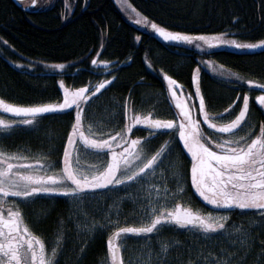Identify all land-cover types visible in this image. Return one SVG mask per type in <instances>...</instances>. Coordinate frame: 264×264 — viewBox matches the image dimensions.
<instances>
[{
  "label": "trees",
  "instance_id": "1",
  "mask_svg": "<svg viewBox=\"0 0 264 264\" xmlns=\"http://www.w3.org/2000/svg\"><path fill=\"white\" fill-rule=\"evenodd\" d=\"M129 1L150 20V25L155 22L171 31L221 32L254 44L264 39V0ZM202 58L213 59L246 78L264 83V51L228 47L200 53L182 43L164 42L154 29L142 30L128 20L114 0H53L34 13L23 11L12 0H0V98L9 103L31 105L61 101L63 87L74 90L103 78H114L108 88L110 93L135 100L139 88L144 86L164 89L165 72L196 88L197 81L193 77L199 66L200 92L212 118L211 114L216 111L212 109L228 107L225 104L231 94L227 99L222 94L225 89L215 91L211 85L218 81L203 69ZM93 59L110 62L107 71L103 72L100 63L92 64ZM59 63H64L65 68L49 66ZM60 80L64 81L63 86L58 84ZM239 86V97L246 91H252V95L260 93L246 82ZM229 91L234 97L236 92ZM74 114L73 108L40 117L64 138L74 122ZM252 115L258 129L264 124L260 105L253 104ZM204 124L207 131L209 127L206 122ZM136 130L139 135L145 132L139 127ZM21 136L23 140L26 137ZM251 209L220 210V215H229L227 220L220 222L228 226L239 220L240 213ZM191 229L164 226L158 233L146 235L168 239L174 245L168 254L180 259L175 264H190L196 262L194 251L211 249V244L189 232ZM99 250L102 246L97 242L91 253ZM128 252L126 248L125 253ZM127 256H122L123 260ZM174 259L164 264H174Z\"/></svg>",
  "mask_w": 264,
  "mask_h": 264
},
{
  "label": "snow or ice",
  "instance_id": "2",
  "mask_svg": "<svg viewBox=\"0 0 264 264\" xmlns=\"http://www.w3.org/2000/svg\"><path fill=\"white\" fill-rule=\"evenodd\" d=\"M31 2L35 4L37 0H31ZM146 21L147 17H143L138 22ZM151 28L169 41L192 42L198 40L206 42L208 45L232 44L237 47L252 48L264 46V39L260 40L258 44L245 45L237 44L235 40L221 39L222 34L208 35L171 31L155 22H151ZM197 47L203 48L205 43H198ZM91 63L107 65L110 62L93 59ZM53 67L64 69L65 64L59 63ZM199 71L200 68L197 66V75L193 79L197 81L195 92L198 98V107L207 127L218 136L240 132L248 123V94L243 95L242 105L239 106V111L234 115V118L218 126L213 122V119L217 115L223 116L225 113H229L240 97L237 96L236 100H233L224 109V112L212 113V118H210V113L204 110V96L200 94ZM163 75L168 81V88L173 98V105L178 109L179 119L152 118L151 113L143 117L132 115L122 132L114 134L109 132L106 134V139H94L85 133V125L82 122L84 116L82 104H87L91 96L109 85L111 81L108 79L95 85V92L87 85L74 90L63 87V99L58 103L23 105L9 103L0 98V109L17 116L23 114L26 117H31V119L22 120L0 118V133L10 131L19 125H33L37 117L42 114L63 113L75 108L74 122L67 133L66 145L63 150V167L57 174H39V169L52 167L51 161L43 162L37 159L32 164L14 165L10 161L19 160L21 157L0 151V264H54L57 253V248L53 247L51 257L46 256L44 240L30 231L23 222V213L15 201L8 199L10 195L24 198L22 202L28 203L41 193L79 196L89 191L95 192L98 189L117 190L114 186L136 184L145 180L149 173H153L154 169L158 167L157 161L162 162V157L167 154V150L162 148L152 156L144 157L137 147L147 140L154 139L153 133L158 131L178 132L179 138L183 140V146L191 154V183L195 185L204 200L227 208H254L260 210L261 215H264V124L259 125L258 132L247 129L245 135L235 139H223L218 143L203 131L200 126L201 121L194 118L187 100L181 99L177 94L176 85L178 82L167 73H163ZM246 83L253 85L256 81L249 79ZM58 84L63 86L64 81L60 80ZM255 100L259 102V105L264 106V85H260V95L256 96ZM196 102L193 101V103ZM134 125L146 126L150 134L146 137L132 138L129 133L132 132ZM87 129L91 132L92 125H87ZM101 135L105 134L101 133ZM78 139L90 149L103 152L105 157L110 153V158L100 164L102 170L86 172L80 165L79 153H76V158L73 159V153L78 147ZM69 145L73 146L72 150L69 149ZM21 168L34 169V171H21L19 170ZM151 187L149 186V189ZM178 190L183 191V189ZM166 203L165 196L160 195L157 187L156 198H150L147 204L141 206V211L147 217L143 226L115 227L107 239V248L111 254L112 264H124L120 254V245L114 241L124 238L128 234L158 233L164 226L171 224L178 227H192L194 230L204 233H220L226 228V225L220 222L223 217L213 218L211 214L204 216L190 208L182 207L180 203H175L172 208H168ZM60 238L57 237V240ZM165 250H167V246H165Z\"/></svg>",
  "mask_w": 264,
  "mask_h": 264
},
{
  "label": "rangeland",
  "instance_id": "3",
  "mask_svg": "<svg viewBox=\"0 0 264 264\" xmlns=\"http://www.w3.org/2000/svg\"><path fill=\"white\" fill-rule=\"evenodd\" d=\"M38 1L39 5L43 4L46 6L53 0ZM114 1L128 20L138 24L142 30L151 29L150 20L148 18L144 23L138 22L146 16L138 11L129 0ZM213 34H222L220 36L221 39L235 40L237 44H254L253 42L243 41L227 33H209L208 35ZM198 43H205V47H197ZM182 44L190 48H195L200 51V53L205 50L237 47L232 44L208 45L206 42L198 40ZM243 48L248 49L251 47ZM200 63L203 69L208 72V75H211L218 81L214 84L211 83L215 91L220 88L225 89L226 92H221L226 98L228 94H231V98H227L228 101H226L225 107L233 100H236L239 93H241L239 85L249 80V78H246L240 72L213 59L202 58ZM49 66L53 67V64ZM101 66H103V72H106L108 64H101ZM213 69H216V71H213ZM165 73L178 82L176 85L177 94L181 99L187 100L189 107L192 109L194 118L201 121L200 126L203 131L211 136L212 139L217 140L218 143L223 139H235L238 136L245 135V130L247 129L258 132L252 111L253 104L259 105L255 97L260 95V93L252 95V91L244 92L242 96H240L239 102L236 103L229 113H225L223 116L217 115L216 118L213 119V122L218 126L227 123L230 119L234 118V115L239 111V106L242 105L243 95L245 93L248 94V123L245 124L244 128L238 133L229 136L225 134L218 136L210 128L207 131L205 130L202 113L198 107V98L195 92L196 88L187 85L169 72ZM163 78L166 82L164 89L144 86L139 88L137 99L135 100H130L128 97L121 98L114 93H110L108 88L113 80L112 78H103L98 81L87 83L86 85L88 88L95 92V85L105 79L111 81L110 84L106 85L104 89H101L99 93L91 96L87 104H82L84 108L82 122L85 125V133L91 135L94 139H106V134L109 132L113 134L115 132H122L125 125L129 123V119L132 115L143 117L151 113L152 118L178 120V109L173 105V98L168 88V81L164 75ZM247 85L250 88L258 89L260 92V85H264V83L256 81L253 85ZM229 90L236 92L234 97H232L233 94ZM61 101L42 103H58ZM193 101L197 102L193 103ZM221 108L212 110H216L214 113L219 114L224 112V108ZM261 108L264 113V106H261ZM204 110L209 112L207 107H205ZM0 111L3 113L0 118L5 120L31 119V117H26L23 114L17 116L13 113H7L4 109H0ZM40 116H38L39 118L37 117L33 125H19L10 131L0 133V151L6 150V141H9V144H18V146H15V150L7 153L9 155L16 154L19 157H25L24 162H30V164L37 159L47 162L46 156H48L49 153V155H51L54 151L56 154L55 163L59 162L60 166L54 164L55 167L52 166L50 169H39L38 171L39 174H57L63 165V150L66 145L67 135L63 138L62 134L50 128L47 123H43ZM89 124L92 125L91 132L87 129V125ZM135 127L138 126L134 125L132 132L129 133L132 138L146 137L150 134L146 126H139V128L145 130L143 135L137 134V130H134ZM101 133L105 135L102 136ZM18 135H25L26 137L24 140H20L18 139ZM153 135L155 136L154 139L147 140L137 146L141 154L144 157H150L162 148L167 150V154L162 157V162L157 161L158 167L154 169L153 173H149L145 180H141L131 186H114L117 190H113L112 188L108 190L98 189L95 192L89 191L79 196H65L60 193H52L55 197L40 198L38 203L39 206L60 202L66 207L64 208L63 220L60 219L59 222L57 220L55 221V224L57 223L56 225H58V230L64 235L62 237H70L68 240H65L64 246L67 245L70 247L69 244L70 242L73 243V239L76 242H82V239L88 242L95 233H110L118 226H143L147 217L141 211V206L147 204L150 198H156L157 187L159 188L160 195L165 196L167 201L166 207L168 208H172L175 203H180L184 207L200 210L199 213L204 212L206 215L211 214L213 218L221 216L224 220L228 219V214L223 213L217 215L212 211L217 207H219L217 210H225V206L214 205L204 200L196 190L195 185L191 183V154L183 146V140L179 138L178 132L158 131L153 133ZM77 145L78 147L73 153V159L76 158V153H79L80 164L82 163L83 166L86 167L83 168L86 172H94L97 169L102 170L100 164L108 157H105L103 152L90 149L88 146L81 143L79 139L77 140ZM72 147L73 146H70L69 149L72 150ZM26 157H30V159L28 160ZM10 162L18 163L20 161L13 159ZM23 170L29 171L27 168ZM149 186H152L151 189H149ZM178 189H183V191H179ZM198 203L199 205L197 206ZM194 211L197 212V210ZM189 232H193L196 236L203 238V240L208 241V244H211V249L209 251L205 249L194 251L193 253H195V255H192L195 257L196 262H191L190 264H222V262L223 264H264V238L262 239L264 234V215H261V211L258 209L252 208L243 214L240 213L239 220L226 226L225 230L220 233H204L193 229ZM153 240L158 241V243L153 242ZM259 240L263 241L260 242ZM165 246H167V250H165ZM122 248L129 249L128 256L124 259V264H164L176 257L168 254V252L174 249V245H172L168 239H160L156 237V235L150 236L141 234L140 237L131 239L125 237L122 239ZM255 249L258 250L256 251ZM63 251H65V248H63ZM178 260L180 259L176 258L172 262L175 264Z\"/></svg>",
  "mask_w": 264,
  "mask_h": 264
},
{
  "label": "flooded vegetation",
  "instance_id": "4",
  "mask_svg": "<svg viewBox=\"0 0 264 264\" xmlns=\"http://www.w3.org/2000/svg\"><path fill=\"white\" fill-rule=\"evenodd\" d=\"M1 114H3L0 111V117ZM139 127V126H138ZM135 127L134 130L136 131ZM18 139H22L21 135H18ZM81 143H83L81 141ZM5 152H11L12 150H15L14 144H9V141L5 142ZM71 145H69L70 147ZM4 147V146H3ZM9 150V151H8ZM119 150V149H117ZM22 152V151H20ZM50 154V153H49ZM46 156V160L52 162V166L54 164L56 166H60L59 162H56L55 158V152L53 151L51 155ZM108 158H110V153H108ZM25 157H21L19 159L20 162L13 163L19 164V165H27L30 164V162H24ZM26 159H30V157H26ZM82 168H86L83 166V164H80ZM63 167V165H62ZM24 168H21L19 170L24 171ZM61 169V168H60ZM29 171H34V169H29ZM44 175V174H40ZM55 194V193H53ZM52 193L49 194H38L37 198L31 200L28 203H23V199L21 197H15V196H9L10 201H15V203L19 206V210L23 213V222L29 227L30 231H32L35 235H38L41 237V239L44 240L45 246H46V256L51 257V249L53 247L57 248V253L55 256L54 264H112L111 261V254L107 248V239L109 236H111L112 232L115 230H112L110 233L106 232H97L93 235V237L87 242L85 239H82V242H76L73 239V243L70 242V247L65 245V240H68L70 237L63 238L64 236L62 233H60V230H58V225L55 224V221L57 220L59 222L60 219L63 220V213L65 212L64 208L65 206L62 205V203L57 202L53 204H44L42 206H39V200L40 198H53ZM199 203L197 204V206ZM63 206V207H62ZM184 207V206H183ZM223 207V206H222ZM219 207L215 208L213 213L220 215L219 211L217 210ZM221 208V207H220ZM227 207H225L226 209ZM197 212H200L198 209ZM204 216H207L204 212H201ZM166 226H176L175 224L166 225ZM119 227V226H118ZM125 227V226H122ZM128 227V226H127ZM141 234H128L126 238L131 239L135 237H140ZM146 235V234H144ZM57 237H61L59 240H57ZM125 238V237H124ZM122 239H117L114 242L120 245V254L122 256L128 255V253H125V249L122 248ZM97 242L100 243L102 246V250L92 252L91 249L94 246H97ZM63 248H65V251H63ZM69 251V252H68ZM75 258V259H74Z\"/></svg>",
  "mask_w": 264,
  "mask_h": 264
},
{
  "label": "water",
  "instance_id": "5",
  "mask_svg": "<svg viewBox=\"0 0 264 264\" xmlns=\"http://www.w3.org/2000/svg\"><path fill=\"white\" fill-rule=\"evenodd\" d=\"M19 8H21L23 11L25 12H30V13H34V12H38L42 6H44L43 4L39 5V1L37 0V2L35 4H33L31 2V0H12ZM156 33V36L158 38H160L162 41L164 42H175L177 44L180 43H188V41H176V40H165L156 30H154ZM258 44V43H257ZM246 51H255V52H263L264 51V46H258L255 48H248L246 49ZM183 207V206H182ZM187 208V207H184ZM193 210V209H191ZM194 211V210H193ZM196 212V211H195ZM202 215V214H201ZM135 227V226H134Z\"/></svg>",
  "mask_w": 264,
  "mask_h": 264
}]
</instances>
